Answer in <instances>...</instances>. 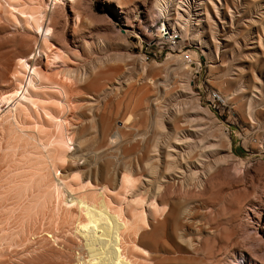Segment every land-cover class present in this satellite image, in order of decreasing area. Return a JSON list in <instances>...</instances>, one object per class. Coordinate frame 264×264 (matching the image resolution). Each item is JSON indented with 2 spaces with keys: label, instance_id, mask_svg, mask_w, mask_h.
<instances>
[{
  "label": "rangeland",
  "instance_id": "374dc122",
  "mask_svg": "<svg viewBox=\"0 0 264 264\" xmlns=\"http://www.w3.org/2000/svg\"><path fill=\"white\" fill-rule=\"evenodd\" d=\"M155 1L0 0V50L29 56L0 70V264H77L70 201L98 202L96 185L130 219L136 263L264 264V0H187L167 35L185 48L146 60ZM37 165L55 191L42 204L19 191Z\"/></svg>",
  "mask_w": 264,
  "mask_h": 264
},
{
  "label": "bare ground",
  "instance_id": "6f19581e",
  "mask_svg": "<svg viewBox=\"0 0 264 264\" xmlns=\"http://www.w3.org/2000/svg\"><path fill=\"white\" fill-rule=\"evenodd\" d=\"M187 0H156L155 1V7L158 11V14L160 17L164 18L165 20V24H164V33H166V36L167 35H170V36H173L176 35L179 30L183 31L186 29V27L189 25L190 21L191 20H188L185 18V13L188 12V9H187ZM78 15V14H77ZM173 15L176 17L178 16V20L175 22V18H173ZM43 17V16H42ZM45 17V16H44ZM41 29H43V26H40ZM45 29V28H44ZM43 29V30H44ZM50 31V30H49ZM45 32V30H44ZM48 33V31H47ZM44 35V34H43ZM50 35V34H49ZM48 34L45 35V40L47 41L50 37H49ZM168 38V37H167ZM23 42V41H22ZM20 45L19 41H7L5 43V48L1 51L0 50V70H10V67H11V63L14 59H17V62L18 63H22L23 66L26 68H28L29 66V62L28 60H26L29 56L27 54H14L13 53V46H16L18 47ZM3 47V46H2ZM20 47V46H19ZM1 48V47H0ZM42 48V47H41ZM40 48V49H41ZM59 49V48H58ZM14 52H15V49H14ZM16 53V52H15ZM27 53V52H26ZM66 54V53H65ZM61 55L56 52L55 54V59H58L60 58ZM153 57H157V56H153ZM147 58H150V57H147ZM36 60V59H35ZM37 61V60H36ZM33 63V61H32ZM34 67H36V62L33 64ZM26 68V69H27ZM34 69V68H33ZM24 70V69H23ZM35 70V69H34ZM74 73V72H73ZM78 74V73H76ZM41 76V75H40ZM49 76V75H48ZM74 76V75H73ZM15 77H18V76H15ZM20 78V77H19ZM72 78V77H71ZM76 78V77H75ZM41 79V78H40ZM39 79V80H40ZM21 80V79H20ZM19 81V80H18ZM55 81V80H54ZM84 81V80H83ZM49 82V81H48ZM56 82V81H55ZM35 87V85H34ZM37 87H35L36 89ZM43 88V87H42ZM65 88L62 87V90H64ZM61 90V91H62ZM69 90V89H68ZM60 91V92H61ZM34 92V91H33ZM64 92V91H63ZM39 93V92H38ZM41 93V92H40ZM62 93V92H61ZM64 94H67L66 93V90H65V93ZM63 94V95H64ZM30 95H33L30 93ZM38 95L40 96L41 94H37V95H33L34 97H38ZM32 96V97H33ZM43 96V95H41ZM33 97V98H34ZM27 98H30L31 97H27ZM41 99L43 98H46V97H40ZM52 99V98H51ZM35 100V98H34ZM44 100V99H43ZM28 102V101H27ZM23 103V102H22ZM22 103H20L19 105H22ZM35 103V102H34ZM46 103V102H45ZM31 104V103H30ZM17 105V104H16ZM32 105V104H31ZM29 108V107H28ZM20 109H23V107L21 106H16V110H20ZM22 111L24 110H21L19 111V114L21 112L22 114ZM15 115H13V120L14 122L13 123H10L11 126L16 129L15 126H18L19 124V114L17 112L18 115H16V112H14ZM20 114V116H21ZM24 115V114H23ZM22 124V123H21ZM20 124V125H21ZM15 125V126H14ZM19 129V127H18ZM11 132V130H9ZM17 131V130H16ZM71 147V146H70ZM47 149V147H46ZM55 149V148H54ZM62 149V148H60ZM71 149V148H70ZM66 150V149H65ZM69 150V149H68ZM55 151V150H54ZM53 151V152H54ZM67 151V150H66ZM71 151V150H70ZM55 152H58L57 149ZM69 152V151H68ZM49 153V152H48ZM59 153V152H58ZM57 154V153H56ZM62 155L64 156V153H62ZM62 156V157H63ZM66 156V154H65ZM48 157H51V156H48ZM47 157V158H48ZM57 157V155H56ZM53 158V157H52ZM66 159V157H65ZM71 160L74 162L75 161V157H72L71 156ZM51 160H48V162H50ZM52 162V161H51ZM33 163V162H32ZM46 163V162H44ZM49 164V163H48ZM33 165V164H32ZM34 165H36L35 161H34ZM40 165V163H39ZM38 166V165H37ZM35 167L33 168V172L31 171L30 174L27 173L28 175V179H26V182L27 183H24V185H21L20 186V189L19 191H22V192H28V190L30 191H34L33 194L36 195V197H40V199H43L41 201V204L44 203L46 201V199H48L49 197H51V195L55 192L52 193V191L50 190V187L52 188L53 184L50 183L48 180V173L46 174L45 173V169H42L41 167L45 166L44 168H46V164H43V165H40L38 167ZM55 166V165H54ZM21 167V166H20ZM81 167V166H80ZM69 168V167H68ZM71 168V167H70ZM31 170H32V166H31ZM47 171V170H46ZM69 172V171H68ZM26 174H24L25 176ZM78 175V174H77ZM80 177V176H79ZM127 177V176H125ZM50 178V177H49ZM129 178V177H128ZM128 178H124V181L125 182L126 180L129 181ZM28 180V181H27ZM54 180V179H53ZM56 181V182H55ZM54 181V187L56 188L55 190H57V192H60L62 194V191H64L65 189H67V182L64 178H57V180ZM126 181V182H127ZM25 182V181H24ZM53 182V181H52ZM73 182V181H72ZM90 182V181H89ZM52 184V185H51ZM91 186L92 185V182H91ZM96 188L97 187H100V190H98L97 188V192H100L103 190L104 191H108L109 188L106 186H95ZM15 188V187H14ZM94 188V187H93ZM27 189V190H26ZM26 190V191H25ZM95 190V188H94ZM111 190V189H110ZM17 192V190H16ZM32 192H31V195H32ZM68 192V191H67ZM95 192V191H94ZM103 192H100V197H102V199H98V202H89L87 201V199L84 197V198H73L71 199V203L72 204H76L78 206V208L80 209L81 211V214L82 216L84 217V219H82L79 224H78V227L76 229V233L78 236L76 237H79L80 240L82 241V246L80 248L79 245L81 244H78L77 246H79V253L77 255V264H139L134 262L130 257H129V254H128V249H127V246H128V238H127V233L130 232L132 230L130 224H128L127 222L130 220L126 219L125 220V217L124 215H122V212H120V215L115 213L111 210V208L109 207L110 204H108L104 199H103V196H104V193ZM111 192V191H110ZM21 193V192H20ZM59 193V194H60ZM65 193V192H64ZM96 193V192H95ZM55 194V193H54ZM53 194V195H54ZM59 194H56V195H59ZM108 194V193H107ZM23 195V194H22ZM93 195V194H92ZM96 195V194H95ZM99 195V194H98ZM97 195V196H98ZM18 196V195H17ZM24 196V195H23ZM33 196V195H32ZM61 196V195H59ZM96 196V197H97ZM75 197V196H74ZM77 197V196H76ZM106 197V196H105ZM95 198V197H94ZM33 200V198H32ZM39 200V199H38ZM37 200V201H38ZM94 201V200H93ZM40 203H38L39 205ZM68 206V205H67ZM77 208V209H78ZM72 210V209H71ZM73 212V211H71ZM70 212V215L68 214V217L71 216V217H74L72 216L73 213ZM75 212V211H74ZM122 215V216H121ZM67 217V218H68ZM71 217H69L71 219ZM66 218V219H67ZM68 218V219H69ZM124 218V220H123ZM144 218V217H143ZM66 220L69 221V220ZM74 219V218H73ZM79 219V218H78ZM72 220V219H71ZM70 220V221H71ZM135 221V220H134ZM133 221V222H134ZM139 222V221H138ZM141 222V221H140ZM160 223V222H159ZM137 224V222L135 223ZM139 228L141 229H138L137 231H135L133 233V235L135 236V238L132 240L133 242V245L135 247H137L138 251L141 250L140 248V244H141V236H143V231H142V228L144 227H140V225L138 224ZM138 226H135L134 229ZM149 228V226H148ZM146 230V229H145ZM142 231V234L141 232ZM147 231V230H146ZM133 232V230H132ZM131 235V234H130ZM129 235V236H130ZM75 236V235H74ZM77 238V239H79ZM130 238V237H129ZM79 241V240H78ZM76 243V242H75ZM79 243V242H78ZM130 243V242H129ZM132 244V243H130ZM131 246V245H130ZM71 248V247H70ZM129 248V246H128ZM136 249V251H137ZM144 252V251H143ZM75 253V252H74ZM63 254V253H62ZM146 254V253H145ZM144 254V255H145ZM76 255V254H75ZM66 257V256H65ZM147 257V256H146ZM139 258V257H138ZM150 257H148V260L149 262ZM67 259V258H66ZM140 259V258H139ZM143 259V258H142ZM145 260V259H143ZM142 261V260H141ZM146 262H147V259H146ZM144 263V261H143Z\"/></svg>",
  "mask_w": 264,
  "mask_h": 264
},
{
  "label": "built area",
  "instance_id": "2783aa9c",
  "mask_svg": "<svg viewBox=\"0 0 264 264\" xmlns=\"http://www.w3.org/2000/svg\"><path fill=\"white\" fill-rule=\"evenodd\" d=\"M161 33H162V43H161L162 50H159L158 53H156V52L148 53L145 56L146 60H147V57H153V56L161 55L163 50H166V51H178V49H184L185 48V46H186L185 45V41L186 40L182 36H181V38H178V39H168L163 30H161ZM184 58L185 59H189V55L185 54Z\"/></svg>",
  "mask_w": 264,
  "mask_h": 264
}]
</instances>
